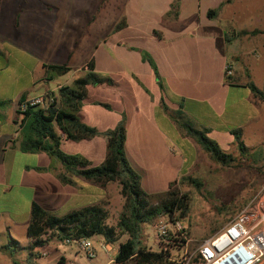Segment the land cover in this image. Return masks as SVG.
I'll use <instances>...</instances> for the list:
<instances>
[{
    "label": "crops",
    "instance_id": "crops-1",
    "mask_svg": "<svg viewBox=\"0 0 264 264\" xmlns=\"http://www.w3.org/2000/svg\"><path fill=\"white\" fill-rule=\"evenodd\" d=\"M176 1L179 7L175 14ZM248 1L97 0V14L92 21L103 18L108 29L95 41L89 59L76 68L70 83L87 71L88 63L93 60L96 72L109 77L114 84L89 87L79 118L96 128L99 135L77 142L85 146V150L76 152L75 156L85 158L93 167L102 165L107 147L104 133L115 129L124 119L127 158L141 176L142 188L150 194L162 193L153 189V185L164 184L166 180L157 171L153 174V146L165 153H179L178 169L181 164L184 168L189 160L187 153L194 147L179 120L200 130L207 129L209 137L221 147L235 144V138H231L234 130L229 123L238 124L235 130H241L242 137L247 130L262 131L264 102L246 84L251 81L261 91L264 87L261 78L264 75V9L249 7ZM31 2L25 0L24 5L13 12L11 25L14 30L36 31L35 21L29 19L25 9ZM47 8L59 12L62 23L58 40L65 42L69 38L67 28L74 8L64 9L61 4H47ZM213 9H218V14L211 19L208 14ZM62 10L65 11L60 14ZM36 13L38 21L45 19L40 8H36ZM1 18L2 11L0 25ZM240 31L256 33L236 36L235 32ZM116 35L118 39H114ZM44 50L45 44L21 46L0 38V59L7 62L0 65V102H8L0 109V194L10 201L0 206V221L6 220L8 225L21 228L26 234L34 203L61 217L95 204H103L110 210L114 206L112 196L120 195L117 183L104 188L94 185L67 172L60 162L17 164L8 159L9 155L26 154L21 152L18 143L22 129L18 113L20 101L47 93L58 95L62 86H68L67 82L49 89L45 66L69 64L52 62L45 57ZM140 50L147 51L153 58L163 87ZM14 60L19 64L14 65ZM227 64L233 69L232 84L225 76ZM70 68L68 74L73 73V67ZM248 115L246 122L241 124ZM72 142L62 140L67 145ZM61 175H66L71 183L64 182ZM174 181H178L177 175L165 185L169 188ZM22 217L25 219L20 220ZM94 239L97 257L100 250L106 264H118L115 258L120 242L106 244L98 238L95 243ZM105 244L110 252L104 249ZM146 244H151L150 235ZM50 247L52 250L38 259L39 264H82L83 254L75 245L51 242ZM61 247L64 249L60 251Z\"/></svg>",
    "mask_w": 264,
    "mask_h": 264
},
{
    "label": "trees",
    "instance_id": "trees-1",
    "mask_svg": "<svg viewBox=\"0 0 264 264\" xmlns=\"http://www.w3.org/2000/svg\"><path fill=\"white\" fill-rule=\"evenodd\" d=\"M178 7V1H176L173 5L175 14ZM217 14L218 9H213L209 11L208 15L214 19ZM123 25L124 23L119 27ZM255 33L256 31H240L235 32V35L243 36ZM140 52L143 59L153 68L163 87L153 58L145 50H140ZM45 68L48 80L65 76L72 70L66 64L46 65ZM226 79L229 84H232L233 77H226ZM105 83L114 84L112 79L96 72L94 61L91 60L87 65V71L77 76L73 80L72 86H62L59 89L56 103L48 109L28 105L27 109L22 111L21 105L27 100L20 101L18 113L21 115L22 129L18 143L21 152L26 154L45 153L50 158L62 163L67 172L103 188L111 183H117L123 198V210L116 225L108 224L110 212L103 204L88 206L58 217L45 210L41 205L34 203L31 208L26 243L21 245L15 240L10 242V244L16 245L17 251L24 252L25 264H39L38 259L42 257L43 253L48 254L52 250L50 243L54 240L61 243L65 239L81 237L94 239L98 237L106 244H115L120 242L123 236H127V239L119 244L118 254L115 258L116 263L126 264L134 261L136 264H173L168 255L148 249L145 244L146 231L162 215H168L172 220L174 218L182 220L189 208L190 198L178 187V181L172 182L168 190L162 193L150 194L144 191L141 176L133 169L127 158L126 121L122 119L115 129L104 133L107 141L106 157L100 166L93 167L85 158L70 156L61 150L62 140L80 142L99 135L96 128L80 120L79 114L83 101L88 96L89 87ZM246 87L264 102V92L258 89L253 82H248ZM7 105L8 102L1 101L0 109ZM104 106L110 107L106 104ZM178 123L186 136L195 141L205 153L219 164L231 166L235 161L237 162L232 155L227 154L215 140L208 136L207 129L200 130L180 120ZM232 134L235 137V143L242 151L240 155L243 157L247 147L242 132L234 130ZM61 179L66 183H71L66 175H61ZM244 206L238 207L237 214ZM186 237L188 238V235ZM182 242L184 244L186 239L182 238ZM2 250H10V245L3 246Z\"/></svg>",
    "mask_w": 264,
    "mask_h": 264
},
{
    "label": "rangeland",
    "instance_id": "rangeland-1",
    "mask_svg": "<svg viewBox=\"0 0 264 264\" xmlns=\"http://www.w3.org/2000/svg\"><path fill=\"white\" fill-rule=\"evenodd\" d=\"M75 1L73 3L70 0H32L30 4L25 5L29 19L35 21L33 28L36 31L34 33H31L29 29L14 30L11 25L13 12H16L21 4L23 6L25 0H6L0 4V11H2L3 16L1 18L2 25H0V38L9 42L15 41V44L21 46L45 44L43 53L46 58L56 64L68 62L69 66L73 67V73L54 80H48L49 89L57 84L66 85L67 82L68 86L73 85L70 80L75 76L76 68L82 66L84 61L89 59L92 49L96 45L95 41L97 42L99 38H102L108 29L103 18L92 21L93 16L97 14V0ZM47 4L51 6L61 4L64 5V9L66 7L69 9L74 8V16L69 21L70 27L67 28L69 38L65 42L58 40L61 30L60 24L62 23L58 17L59 12L55 9L49 10ZM246 4L249 7L260 6L264 9V0H250ZM36 8L41 9L45 16L44 20H37ZM64 11L62 10L60 14ZM118 38L117 35L114 37V39ZM229 38L231 39L230 35ZM77 39L78 43H76ZM70 53H72L71 58H69ZM13 63L14 65L19 64L16 60ZM3 64L5 65L7 62L0 59V65ZM261 78L264 82V75ZM262 88L264 92V87ZM128 106H132L130 97H128ZM247 118H249V115L240 123H245ZM229 125L233 130L238 129L237 123H229ZM132 135H134V132ZM231 138L234 139V135ZM243 140L247 147L243 153L244 158L240 155L242 151L236 143L228 145V147H221L227 154L232 155L237 160V162H234L235 166L233 164L231 166L219 164L192 140L194 147L187 153L189 160L184 168L181 164V168L178 169L181 161L179 153H165L162 149L153 146V174L157 171L158 175H164L166 178L165 183L177 175L178 187L183 193L189 195V208L181 221L187 231L188 238L191 240V247L197 246L228 224L237 214L238 207L246 205L255 196L264 193V128L262 131H245ZM61 150L67 155L75 156L76 152L85 150V146H80L77 142L68 145L62 143ZM8 159L15 161L17 164L33 163L35 161L50 162L52 164L58 162L46 154H18L15 157L9 155ZM165 183H160L155 187L153 185V189L165 192L168 188ZM112 201L114 206L109 210L108 224L116 225L123 210V198L121 194H116L112 196ZM9 202L6 196L0 194V206L4 207ZM24 219V217L20 218V220ZM10 226L6 220L0 221V264H25L24 252L17 251L15 249L16 245L14 243L10 244V242L15 240L24 245L27 241L26 233L21 228ZM149 233L150 230L147 228L145 244L148 241ZM97 239L98 237L94 239L95 243L98 241ZM126 239L127 236H123L120 242H124ZM54 242L60 243L56 240ZM5 245H10V250H2ZM63 249L61 247L60 251ZM98 251V257L94 260H89L82 255L81 263L106 264L107 260L104 259L100 250ZM127 264L136 263L132 261Z\"/></svg>",
    "mask_w": 264,
    "mask_h": 264
},
{
    "label": "built area",
    "instance_id": "built-area-1",
    "mask_svg": "<svg viewBox=\"0 0 264 264\" xmlns=\"http://www.w3.org/2000/svg\"><path fill=\"white\" fill-rule=\"evenodd\" d=\"M225 76H233L230 64L226 65ZM57 96L47 93L27 100L21 110L25 111L28 105L46 110L56 103ZM148 228L151 237L148 249L168 255L173 264H264V193L251 199L228 224L194 247L190 246L191 240L179 219L162 215ZM182 238L186 239L184 244ZM63 243L75 245L89 260L97 257L91 238L65 239ZM103 247L110 252L108 245Z\"/></svg>",
    "mask_w": 264,
    "mask_h": 264
}]
</instances>
